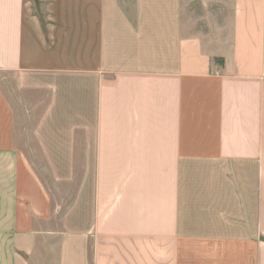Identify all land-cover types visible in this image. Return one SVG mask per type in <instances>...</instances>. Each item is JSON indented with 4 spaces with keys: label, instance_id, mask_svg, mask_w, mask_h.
<instances>
[{
    "label": "crops",
    "instance_id": "obj_1",
    "mask_svg": "<svg viewBox=\"0 0 264 264\" xmlns=\"http://www.w3.org/2000/svg\"><path fill=\"white\" fill-rule=\"evenodd\" d=\"M222 2L0 0V264H264V0Z\"/></svg>",
    "mask_w": 264,
    "mask_h": 264
},
{
    "label": "rangeland",
    "instance_id": "obj_2",
    "mask_svg": "<svg viewBox=\"0 0 264 264\" xmlns=\"http://www.w3.org/2000/svg\"><path fill=\"white\" fill-rule=\"evenodd\" d=\"M222 3V0H192V14L193 16H211Z\"/></svg>",
    "mask_w": 264,
    "mask_h": 264
}]
</instances>
